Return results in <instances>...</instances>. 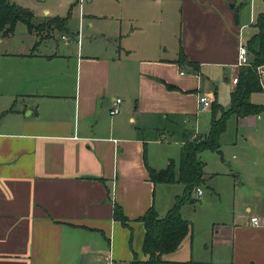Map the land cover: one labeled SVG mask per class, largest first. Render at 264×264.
<instances>
[{"label":"crops","instance_id":"0c3cea01","mask_svg":"<svg viewBox=\"0 0 264 264\" xmlns=\"http://www.w3.org/2000/svg\"><path fill=\"white\" fill-rule=\"evenodd\" d=\"M244 1L109 0L103 11L82 12L88 37L78 44L77 30L65 23L61 42L27 39L0 50V93L13 100L0 119V264L145 258L137 218L149 207L163 217L183 191L181 183H153L147 166L165 168L172 155L165 145L181 148L185 138L208 132L211 115H199L197 101L206 95L224 108L221 77L230 100L239 40L257 32L264 11L251 5L242 14ZM180 48L195 67L179 62ZM115 98L120 110L110 115ZM259 114L232 119L235 128L226 127L213 152L222 161L199 153L201 188L210 193L196 197L193 190L192 202L182 204L191 232L162 264H264ZM227 134L235 161L223 158ZM197 201L202 212L191 215ZM114 203L127 226L113 218Z\"/></svg>","mask_w":264,"mask_h":264},{"label":"trees","instance_id":"16d2710c","mask_svg":"<svg viewBox=\"0 0 264 264\" xmlns=\"http://www.w3.org/2000/svg\"><path fill=\"white\" fill-rule=\"evenodd\" d=\"M57 19V28L61 30L67 16H54L52 20ZM17 22L23 23L27 30L31 31V12L9 0H0V37L11 35ZM254 26L257 32L246 41L251 63L238 68L237 81L230 91L229 106L224 109L218 102L212 101L208 132L203 137L184 139L177 168L172 159L163 169L155 170L147 166L149 179L153 183H181L183 191L181 195L175 196L173 205L163 217L158 216L154 207H149L137 218L144 226L142 252L145 258L138 259L135 256L127 264H162L163 255L178 248L184 237L191 232V224L182 217L180 208L182 204L193 199V190L203 182L204 162L199 153L204 150L220 151V136L225 131L230 116L242 118L264 112V104L253 103L250 99L252 93L262 91L256 66L264 64V11L256 16ZM178 60L180 63L186 62L196 66L186 60L182 48L179 49ZM113 218L124 226H127L129 221L117 203L113 205Z\"/></svg>","mask_w":264,"mask_h":264},{"label":"rangeland","instance_id":"374dc122","mask_svg":"<svg viewBox=\"0 0 264 264\" xmlns=\"http://www.w3.org/2000/svg\"><path fill=\"white\" fill-rule=\"evenodd\" d=\"M11 1V0H9ZM16 5L25 8L26 10L30 11L32 14V28L31 31H28L26 26L23 23L17 22L14 25L13 31L11 35L8 36V38H5L0 43V50H6V51H12L15 50L21 42H25L27 39L35 40V38H39L40 40H45L52 38L51 41L53 42H61L60 41V32L57 28L59 26V19L52 20L53 17H45V16H57L59 18H63L67 16L66 20V28L70 31L73 30L75 32L77 30V38L80 42L81 40H84L86 37H88V34L85 35L84 28L86 26V20H83V17H81L82 12H86L88 9H97V10H105L107 9V2L109 0H92L91 3H89L88 0H14ZM244 1V0H242ZM247 2V6L245 5L241 10V13L248 14L249 9L252 5V9H255V11L258 13L260 11L264 10V0H246L244 3ZM106 5V7H105ZM237 6V5H236ZM49 10V14L44 11ZM45 17V18H44ZM44 18V19H43ZM35 33V34H34ZM229 72L227 75L229 76ZM219 80V79H218ZM231 80V78H230ZM219 82L221 83L219 87L218 93L221 95L222 99L223 96L226 98V104L225 107L229 106L230 100H229V90L228 88H223L222 85H225L224 78L221 77ZM264 85V79L261 81ZM3 93H0V119L7 117L8 113L11 112L13 100L7 99ZM252 101H255L259 104H264V92H255L252 94ZM225 100V99H223ZM208 111L209 117L211 115V109H207L204 111L199 110L198 114L202 115L205 112ZM261 117H264V112H261L259 114ZM235 116H230L227 119V130L229 133L231 127L235 128V124L232 121ZM229 120V121H228ZM232 128V130H233ZM226 130V131H227ZM224 140L227 142L228 140V134L224 137ZM229 142L227 144H224V147H226V150L222 152L223 158L225 160L235 161L234 157L232 156L233 150L229 147ZM156 153L160 152L162 150L161 147H158L156 145L153 146ZM165 149H167L168 152H170L171 159L174 161V166L177 168L179 164V156H180V148L179 146L171 145H165ZM208 151L206 153H209L212 150H205ZM212 151L211 153H213ZM175 153V155H173ZM219 161H222L220 155H216L213 153ZM202 161H205L204 156L200 158ZM225 167V166H222ZM198 187H201L198 186ZM202 191H204L205 194H209L210 191L207 188L202 187ZM201 199V198H200ZM190 214L191 215H200L202 212V206L200 202H196L194 206L190 208Z\"/></svg>","mask_w":264,"mask_h":264},{"label":"built area","instance_id":"2783aa9c","mask_svg":"<svg viewBox=\"0 0 264 264\" xmlns=\"http://www.w3.org/2000/svg\"><path fill=\"white\" fill-rule=\"evenodd\" d=\"M61 39L64 40H69V37L61 35ZM78 38L76 40V43L78 44ZM251 63V56L248 52L247 49V45L246 42L244 40H239V44H238V49H237V56H236V64L235 66L237 68L241 67V66H246L249 65ZM256 73L258 75V78L260 80V82L264 79V64L258 65L256 66ZM237 81V77H233L232 78V83H236ZM262 84V82H261ZM121 99L120 98H115L112 102V106L109 110V114L110 115H115L119 112L120 110V105H121ZM198 105V109L201 111L207 110L208 108H210L211 106V99L209 97H207L206 95H200L198 97V101H197ZM202 194V188L201 187H196L194 189V196L199 197ZM250 222L252 225H259L260 221L257 217L253 216L250 218Z\"/></svg>","mask_w":264,"mask_h":264},{"label":"water","instance_id":"95a60500","mask_svg":"<svg viewBox=\"0 0 264 264\" xmlns=\"http://www.w3.org/2000/svg\"><path fill=\"white\" fill-rule=\"evenodd\" d=\"M230 6L232 7V6H233V4H230ZM235 9L237 10L238 8H237V7H235ZM189 202L191 203V202H192V199H190V200H189Z\"/></svg>","mask_w":264,"mask_h":264}]
</instances>
